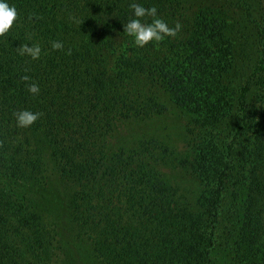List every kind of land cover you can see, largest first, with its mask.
<instances>
[{
	"label": "trees",
	"instance_id": "obj_1",
	"mask_svg": "<svg viewBox=\"0 0 264 264\" xmlns=\"http://www.w3.org/2000/svg\"><path fill=\"white\" fill-rule=\"evenodd\" d=\"M8 2L0 264H215L219 250L264 264V0H135L181 25L144 48L123 34L133 0ZM34 43L39 59L18 55ZM167 102L188 115L181 156L147 135L114 146ZM20 109L39 119L17 127ZM169 163L192 197L167 182Z\"/></svg>",
	"mask_w": 264,
	"mask_h": 264
},
{
	"label": "clouds",
	"instance_id": "obj_2",
	"mask_svg": "<svg viewBox=\"0 0 264 264\" xmlns=\"http://www.w3.org/2000/svg\"><path fill=\"white\" fill-rule=\"evenodd\" d=\"M131 16L122 25L123 34L130 37L132 43L137 48H144L149 44H159L166 38L175 37L179 32L181 25L175 26L169 24L158 16L155 6L145 7L141 3L133 2L129 5ZM18 13L15 6L11 5L8 0H0V37L7 34L17 19ZM64 47L62 41L51 42L52 50H62ZM18 55L27 56L32 60L39 59L41 55V46L38 43L20 44L17 47ZM22 81H29L27 75L21 76ZM27 91L32 96H37L40 92L39 85L35 82L27 84ZM17 127L28 128L37 119L40 113L33 112L30 109H20L13 113Z\"/></svg>",
	"mask_w": 264,
	"mask_h": 264
},
{
	"label": "rangeland",
	"instance_id": "obj_3",
	"mask_svg": "<svg viewBox=\"0 0 264 264\" xmlns=\"http://www.w3.org/2000/svg\"><path fill=\"white\" fill-rule=\"evenodd\" d=\"M169 104V102H167ZM188 115L180 111L175 106L169 104V108L160 116H156L146 124H125L120 134L115 137L114 146L131 145L135 140L143 135L166 141L170 146L178 151L179 156L187 149L188 139L186 134V124ZM189 174L185 170L175 168L171 163L165 168V179L171 185L178 184L180 189H184L188 197H192L193 190L188 183ZM195 190V189H194ZM215 264H226L224 251H216L212 255Z\"/></svg>",
	"mask_w": 264,
	"mask_h": 264
}]
</instances>
